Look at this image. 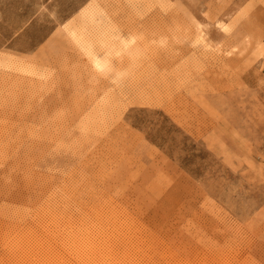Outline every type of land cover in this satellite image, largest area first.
Returning <instances> with one entry per match:
<instances>
[{
  "label": "rangeland",
  "instance_id": "obj_1",
  "mask_svg": "<svg viewBox=\"0 0 264 264\" xmlns=\"http://www.w3.org/2000/svg\"><path fill=\"white\" fill-rule=\"evenodd\" d=\"M0 264H264V0H0Z\"/></svg>",
  "mask_w": 264,
  "mask_h": 264
},
{
  "label": "bare ground",
  "instance_id": "obj_2",
  "mask_svg": "<svg viewBox=\"0 0 264 264\" xmlns=\"http://www.w3.org/2000/svg\"><path fill=\"white\" fill-rule=\"evenodd\" d=\"M91 70L94 71L96 74H103L107 73L109 70V63L105 59H97V58H92L91 59Z\"/></svg>",
  "mask_w": 264,
  "mask_h": 264
}]
</instances>
